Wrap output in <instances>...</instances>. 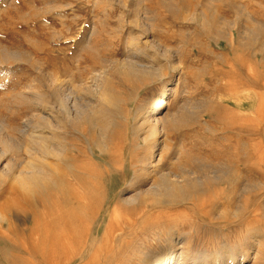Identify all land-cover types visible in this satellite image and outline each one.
<instances>
[{
	"label": "rangeland",
	"instance_id": "374dc122",
	"mask_svg": "<svg viewBox=\"0 0 264 264\" xmlns=\"http://www.w3.org/2000/svg\"><path fill=\"white\" fill-rule=\"evenodd\" d=\"M178 1L0 0V211L6 218L0 222V264H93L98 258L96 264H139L151 244L164 248L169 234L191 235L192 252L212 257L220 244L248 231L240 218L239 223L226 217L217 221L213 208L224 202L221 196L238 200L244 195L246 205L251 200L249 212L264 213L259 205L264 203V56L235 40L251 20L264 26V0ZM211 3L233 22L232 39L214 38L197 22ZM134 38L160 58L162 80L133 85L110 70L119 104L108 147L98 145L86 126L66 127L59 134L69 159L61 167L62 183L25 190L26 177L43 167L49 173L53 161L41 157L32 143L41 137L51 146L53 77L58 75L65 89L90 83L113 62L134 59L151 66L149 59L130 52ZM166 81L174 84L159 112L166 129L152 174L131 192L130 179L146 149L135 121ZM11 135L13 150L5 146ZM226 168L232 169L233 181H208L186 203L145 192L182 169ZM236 203L222 206L230 214ZM251 227L264 233V218Z\"/></svg>",
	"mask_w": 264,
	"mask_h": 264
},
{
	"label": "bare ground",
	"instance_id": "6f19581e",
	"mask_svg": "<svg viewBox=\"0 0 264 264\" xmlns=\"http://www.w3.org/2000/svg\"><path fill=\"white\" fill-rule=\"evenodd\" d=\"M180 1H181V4L183 2H185V0H179L178 3H180ZM216 1L223 2V0H212L213 3ZM165 4H167V3H165ZM167 5L170 6L171 3H168ZM200 5H201V3H200ZM212 5L213 4L211 3L210 8H209L210 10H208L209 13L201 12V15H200V17H198L197 22L201 25L200 27H202V29L204 31H206L210 35H213L214 38H217L219 40H221V39L222 40L223 39L224 40L225 39H227V40L232 39L233 34H231L229 32L231 30L235 29V28H233V25H232L233 22L231 23L229 21L228 16L222 15V13H223L222 9L212 8ZM231 5L233 6L234 4L232 3ZM235 6H233V7L235 8ZM170 7H172V6H170ZM217 7H218V5H217ZM239 8H240V6H239ZM239 8H238V10H239ZM240 11H242V9ZM237 14H238V12H237ZM242 15H244V13ZM237 21H239V20H237ZM258 22L251 20L249 27L248 26H247V28L243 27V29L239 28L240 30L238 29V31L236 33L237 36H236L235 40L239 41L242 44H243V42H245V43L247 42L246 43L247 46L246 45H244V46H246L248 48H249V46H252L253 50L255 51V52L253 51L255 53V55L256 54H262L264 56V26ZM203 33H205V32H203ZM144 35H146V36H144ZM143 36L144 37H147V36L153 37V36L147 35L145 33L143 34ZM210 37L213 38L212 36H210ZM138 40H139V38L138 39L134 38L135 44H134V46L129 48V50H130V52L132 51L135 56H144L147 59H149L151 66L142 64L141 62L136 61L134 59H128L126 61L113 62L114 66L111 69L107 70L108 68H106L107 71L100 72V73L98 72L97 74H94L95 78L93 80L91 79L90 83L89 82L85 83L84 81H82L81 83H79L78 86H75V85L73 86L69 82L72 86L71 87H70V85L66 86L65 89H64V85L61 84V81H60L58 75H55L53 77V80H52L53 106L51 107L52 109L50 110L51 111L50 116H51V122H52V125L50 124V127H51L50 130L52 131V135L50 136L51 146L49 147L48 145H46V139L41 138V137L40 138L37 137L38 139L36 138L37 140L35 139L32 142L35 144V146L39 147V152H40L41 157L42 156L43 157L49 156L53 161H52V164L50 165L49 173L44 174L46 170L41 164L40 168L43 167L42 171L39 172V170H38V173H35L37 170L35 172L32 171L33 174L31 173L32 174L31 176L28 175L29 177H26V179L23 178V179H25V182L23 183L22 187L25 190L34 191L35 189H38L41 187L44 188V186H46V184H48L50 182H53L55 184H58V183L61 184L62 183L61 177H62L63 173H62L61 167L64 163L66 164V162L69 159L67 160V158H68V146L66 145L64 140L61 138V135H59V134H60V132H63V130L66 127H68L70 125L86 126L92 133H94L98 137V142H99L98 145L100 144L101 146L104 147V149L106 147H108L106 140L110 134V131H112L111 129L114 125V118H115L114 114H115V111L117 110V107L119 104V98H118L119 96L115 92L116 91L115 87L112 86V84L109 80V71L110 70L120 71V74H121L120 76H122L123 79H125V80L133 82V85H136V83H137L139 85L142 84L141 86H143V85L151 83V82H159L162 80V78L164 77V72H163V68L161 67L162 64H161V61L159 60L160 58L159 59L156 58L154 55H151L150 52H147L146 49L142 48L140 46ZM153 65L155 67H153ZM173 84H171V82L166 81L165 85L161 88V91L156 93L153 96V99H152L151 103L149 104V107H147L148 109L146 111L145 110L141 111L139 113V118L137 117L138 120L135 121L134 126H135V130H136L137 134H139L141 132H143V134H144L143 141H144V144L146 146V149L144 150V155H145L144 160L142 161V164L140 163L141 168H140V170H138L139 172L134 174L133 178L130 179L128 190H131V192L137 191L140 187L138 184H141L140 182L142 180H143V182H145L149 178L150 174H152L151 169H152L153 164L155 163L154 160L157 158L156 151L159 149V147H158L159 137L161 134H163L165 132V129H166V120L163 117L159 116V112L161 110H163V108L165 107V101H166L169 93H171L169 88ZM139 85H137V86H139ZM172 92H174V91H172ZM1 131L2 130H0V132ZM11 137H12V135L9 137L10 140H8V142L5 141V146L7 147V149L10 148V146L12 147L14 145V142H13L14 139ZM11 150H13V149H11ZM105 151L109 152L107 149ZM173 172H174V174L177 173L175 171H173ZM102 173L104 174V172H102ZM98 174H100V172ZM178 174L177 175L175 174L173 179L170 178L171 176H168L167 179L163 177L164 178L163 180H165V181H161L160 183L152 184V185L149 184L150 187L148 188V190L145 191L146 194L151 195V196L155 197L156 199H160V198H162L163 200L173 199V200H178L179 203H182L183 201L185 202L187 200V198L189 197V195L193 191H194L193 193L198 192L196 190L201 188L203 185H205L206 182L210 181L212 183L213 182L222 183L224 181H226V182L231 181V180L233 181V177H234V173L232 172V169H230V168L221 169V170L217 169L215 171L214 170L211 171V170L182 169L179 171ZM63 177H64V175H63ZM128 190L125 191V194L130 192ZM240 193L243 194L244 192H240ZM196 195H200V194H196ZM224 195L226 196L227 194H224ZM224 195H223V197L221 196V199L227 204L229 202L232 203L233 201H235V203L237 202L236 203L237 209L235 211L233 210L232 213L228 214L226 211L227 208L225 209V207L222 206V204L224 202L222 204H217V206L214 205L215 208H213V209H215L214 211L216 213V215L215 214L214 215L216 217L218 216V220L217 219L216 220L217 221L222 220V219H220L222 217H226L227 219L229 218L231 221H234V220H237L240 218L241 220L245 221L241 225H244V227H242V230L244 228H245V230H246V228L248 229L247 234H243V233L239 234L236 237V239H234L233 243L228 242V243L220 244L218 249L216 250V252L213 253L212 257L208 254H205V253L195 254V252L194 253L192 252L193 249L191 250L192 246L190 248V245L193 241V237H191V235L183 234L184 236H181L180 234H169V235L167 234L168 235L167 238L165 240H163L165 243H167V245L162 249L156 250L157 247L155 246L156 249H153L154 247H151L152 246V244H151V246L148 248L147 252L145 253L143 259L141 260V262L139 264H249V263L264 264V233L259 232V230L255 227H251L253 223H256V222L258 223L260 218H262V219L264 218V213L259 214L260 212L258 210H254L253 208L256 205L253 206V208H252L253 211L251 210L249 212L246 207L249 205L251 200L248 201L249 203H247L248 205H246V198H245L246 196H244V195H241L240 197L238 195H236V198L239 197L238 200L237 199L233 200L231 198V196H229V197L227 196L225 198ZM234 196H235V194H234ZM252 196H254V195H252ZM193 197H194V195H193ZM255 197H257V196L255 195ZM128 199H134V198L129 197ZM192 202H193V200H192ZM205 202H206V200H205ZM215 202L217 203V201H215ZM189 203H191V202H189ZM193 203H195V202H193ZM210 205H212V203ZM259 205H262L264 208V203H260ZM193 206H195V204ZM262 206H261V208H262ZM188 207H190V206H188ZM208 207H210V206H206V208H204L205 211L208 210L207 209ZM235 208H236V205H234V209ZM191 209H192V207H191ZM209 209H211V208H209ZM211 211H212V209H211ZM210 212L206 213L207 217L209 216L208 214ZM248 212H249V214H248ZM191 213H192V210H191ZM204 213L205 212L202 211V214L205 216ZM3 215H2V212L0 211V222L1 223H3L2 222L3 219H5V220H3L4 222L6 221V218H5V216L3 217ZM192 215H195V214H192ZM193 217H195V216H193ZM250 217H252V218H250ZM192 218H191V220H192ZM208 218L212 219V220L214 219V217L211 218V215ZM238 223H239V221H238ZM228 225H230V224H228ZM161 235L159 238H161ZM107 237H108V235H107ZM109 237H108V239H109ZM114 237H116V236H114ZM54 238H53V240H54ZM57 238H59V236H57ZM60 238H59V240H60ZM113 238L111 237L109 240H112ZM159 238H157V237L154 238L155 242H158ZM54 241H56V240H54ZM55 243H57V242H55ZM60 245H61V243H60ZM55 247L58 249L57 244ZM66 247L67 246H65V248ZM70 247H72V246H70ZM107 247L109 248V246H107ZM105 248H106V246H105ZM106 249L103 248V250H106ZM103 250H102V252H103ZM63 251H65V250H63ZM67 251H69V250H67ZM98 251H100V250H98ZM98 251H96V253ZM96 253L94 252V254H96ZM96 256H98V253L96 254ZM96 256H94V257H96ZM91 257H93V256H91ZM91 257H89L88 259L90 260ZM99 257H101V256H99ZM112 258H113V255H112ZM98 259H96V261L94 262L95 264H96V262H98L97 261ZM102 259H101V261H103ZM109 259H110V257H109ZM105 260H104V262H106ZM92 261H94V260H92ZM90 263H91V261H90Z\"/></svg>",
	"mask_w": 264,
	"mask_h": 264
}]
</instances>
